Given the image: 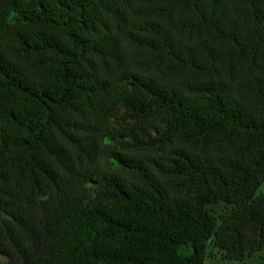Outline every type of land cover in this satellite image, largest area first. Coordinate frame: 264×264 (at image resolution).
Listing matches in <instances>:
<instances>
[{
	"label": "trees",
	"instance_id": "1",
	"mask_svg": "<svg viewBox=\"0 0 264 264\" xmlns=\"http://www.w3.org/2000/svg\"><path fill=\"white\" fill-rule=\"evenodd\" d=\"M263 183L264 0H0L2 264L241 260Z\"/></svg>",
	"mask_w": 264,
	"mask_h": 264
},
{
	"label": "rangeland",
	"instance_id": "2",
	"mask_svg": "<svg viewBox=\"0 0 264 264\" xmlns=\"http://www.w3.org/2000/svg\"><path fill=\"white\" fill-rule=\"evenodd\" d=\"M264 194V183L258 188L256 195ZM227 206L220 205L216 208V214H223L227 210ZM6 257L0 255V264L6 261ZM205 264H264V248L252 255H247L241 260L228 259L225 252L217 247H214L211 242H208Z\"/></svg>",
	"mask_w": 264,
	"mask_h": 264
}]
</instances>
